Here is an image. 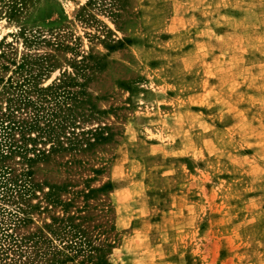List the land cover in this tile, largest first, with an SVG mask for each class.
<instances>
[{
    "label": "rangeland",
    "instance_id": "1",
    "mask_svg": "<svg viewBox=\"0 0 264 264\" xmlns=\"http://www.w3.org/2000/svg\"><path fill=\"white\" fill-rule=\"evenodd\" d=\"M6 1L0 52L9 59L74 54L26 46V25L59 32L101 64L71 112L76 132L104 127L107 139L65 168L55 159L69 152L38 162L34 179L102 188L89 203L111 228L109 263L264 264V0H30L23 11ZM4 207L13 205L0 196V229Z\"/></svg>",
    "mask_w": 264,
    "mask_h": 264
},
{
    "label": "trees",
    "instance_id": "2",
    "mask_svg": "<svg viewBox=\"0 0 264 264\" xmlns=\"http://www.w3.org/2000/svg\"><path fill=\"white\" fill-rule=\"evenodd\" d=\"M29 1L19 0L22 11ZM0 2L8 5L6 0ZM6 13L11 18L13 11ZM18 34L26 46L45 43L55 49H71L74 54L56 62L51 61L53 55L49 53L26 52L16 61L0 52V196L13 205L3 208L7 221L0 229V264H66L76 259L77 264H110L106 252L114 241L109 239L111 228L106 226L107 220L94 221L102 211L89 203V198L102 188L75 190L69 181L47 183L34 179L38 162L69 152L72 159H55L58 168H65L74 163L77 153L107 139L104 127L76 132L77 120L71 112L85 101L81 97L85 94L83 86L101 64L95 62L94 66L89 62L92 53L76 51V46L64 43L65 36L61 41L59 32L51 39L39 28L21 25ZM10 64V74L2 76ZM55 68H59V75L43 84V76ZM66 110L71 117H65ZM28 225L32 226L27 231L16 232Z\"/></svg>",
    "mask_w": 264,
    "mask_h": 264
}]
</instances>
